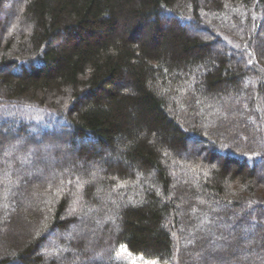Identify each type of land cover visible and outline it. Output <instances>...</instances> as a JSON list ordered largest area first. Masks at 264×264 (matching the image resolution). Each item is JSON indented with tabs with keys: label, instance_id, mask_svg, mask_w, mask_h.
<instances>
[{
	"label": "trees",
	"instance_id": "16d2710c",
	"mask_svg": "<svg viewBox=\"0 0 264 264\" xmlns=\"http://www.w3.org/2000/svg\"><path fill=\"white\" fill-rule=\"evenodd\" d=\"M264 264V0H0V264Z\"/></svg>",
	"mask_w": 264,
	"mask_h": 264
},
{
	"label": "rangeland",
	"instance_id": "374dc122",
	"mask_svg": "<svg viewBox=\"0 0 264 264\" xmlns=\"http://www.w3.org/2000/svg\"><path fill=\"white\" fill-rule=\"evenodd\" d=\"M119 257L128 260L130 264H160L155 260H149L144 258L143 256H136L130 251L126 250V248L124 247L119 250Z\"/></svg>",
	"mask_w": 264,
	"mask_h": 264
}]
</instances>
